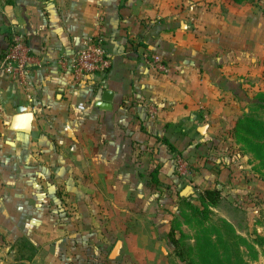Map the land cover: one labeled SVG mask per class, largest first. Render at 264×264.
<instances>
[{"label": "crops", "instance_id": "crops-1", "mask_svg": "<svg viewBox=\"0 0 264 264\" xmlns=\"http://www.w3.org/2000/svg\"><path fill=\"white\" fill-rule=\"evenodd\" d=\"M15 31L31 50L30 92L0 70V264H70L61 251L83 227L89 186L136 185L158 169L176 201L182 179L169 145L194 160L187 180L196 190L221 191L218 217L264 238L255 159L235 143L217 156L247 97L264 92V0H0V62ZM96 35L112 66L76 86L58 58ZM149 53L168 73L147 63ZM106 90L110 109L97 105ZM21 106L33 113L30 134L11 128ZM61 199L69 209L57 213ZM60 215L67 221L55 222Z\"/></svg>", "mask_w": 264, "mask_h": 264}, {"label": "rangeland", "instance_id": "rangeland-1", "mask_svg": "<svg viewBox=\"0 0 264 264\" xmlns=\"http://www.w3.org/2000/svg\"><path fill=\"white\" fill-rule=\"evenodd\" d=\"M243 116H253L264 120V110H256L250 106L245 109ZM224 129L227 131L226 126ZM222 139L228 143L226 151L212 153H217L220 157L229 156L236 151L235 143L240 147L239 149L244 150L243 152L252 155L256 162L255 166L264 171L262 162L255 158L249 151L250 146L242 140L241 136L238 137L235 131L231 136H222ZM180 159L187 162L186 168L181 172L178 169ZM174 164L176 174L182 179L180 198L183 200V205L187 201L199 205L203 194L187 180L191 177L190 173L198 170L194 160L181 154L174 159ZM145 175L140 176L144 182L136 185H101L98 192L89 186L92 190L89 199L79 201L85 209V214L81 218L83 227L80 232L71 233L70 247L68 248L66 244L65 251H61V254H65V258L72 260L70 264H183L175 253L176 246L169 234L174 226V188L172 185L166 186L161 182L155 183L152 176L149 179L145 178ZM62 201L52 202L51 207H54L55 212L69 209V205ZM183 207L182 213L188 212L185 206ZM216 207L211 209L212 221L223 219L214 213L213 209ZM178 217L181 225L176 235L184 233L181 245L185 246H195L200 231L212 224L208 221L203 226L199 224L197 218L188 222L181 214ZM62 220L66 222L67 217L54 216L55 222H62ZM70 221L78 224L79 217L71 216ZM237 234L246 240L242 243L241 250L248 264H264V238L258 234L255 236H244L238 232ZM117 241H122L120 255L117 259H110ZM73 243H79L80 246L73 249L71 246ZM24 249L26 253H31L28 247ZM60 250H62L61 246Z\"/></svg>", "mask_w": 264, "mask_h": 264}, {"label": "trees", "instance_id": "trees-1", "mask_svg": "<svg viewBox=\"0 0 264 264\" xmlns=\"http://www.w3.org/2000/svg\"><path fill=\"white\" fill-rule=\"evenodd\" d=\"M245 101H247L249 107H254L256 110H264V92L258 93L251 98L247 97ZM234 131L238 137L241 136L242 140L250 146L249 151L255 158L264 165V120L253 116H244L236 120L232 129L233 134ZM169 148L174 152V158L181 155V151L177 150L176 147L169 145ZM241 151L243 152L244 150ZM253 169L257 178L264 181V171L256 166ZM151 176L155 183H159L158 171L152 172ZM180 196L181 194L179 192L176 201H174L179 214L174 217V226H172L169 234L176 246L175 253L180 258L181 263L248 264L241 250V245L245 243L246 240L237 234L234 226L227 220L219 219L217 221H212L211 217L213 212L211 209L219 204L221 200V191L217 188L206 189L201 196L199 205L189 201L183 205V200ZM61 201L64 204H68L69 202L67 199H61ZM183 206H185L188 212L182 213V209H184ZM180 214L188 222L194 218L199 220L200 225L208 221L212 222L209 227L200 231L196 238L197 243L195 246L181 245V239L184 233L176 235V231L181 225L178 220Z\"/></svg>", "mask_w": 264, "mask_h": 264}, {"label": "built area", "instance_id": "built-area-1", "mask_svg": "<svg viewBox=\"0 0 264 264\" xmlns=\"http://www.w3.org/2000/svg\"><path fill=\"white\" fill-rule=\"evenodd\" d=\"M144 59L157 71L168 73V67L163 57L159 54H145ZM31 50L24 36L13 32L8 46L4 51L0 70L6 76L18 82L24 90L30 92L29 63ZM60 67L69 72L76 86H84L95 83L98 77L105 75L112 66L105 40L100 35L85 37L79 48L72 55H63L58 58ZM3 107L0 104V114ZM152 113L155 110L152 109ZM178 169L181 172L186 168L187 162L180 159Z\"/></svg>", "mask_w": 264, "mask_h": 264}, {"label": "water", "instance_id": "water-1", "mask_svg": "<svg viewBox=\"0 0 264 264\" xmlns=\"http://www.w3.org/2000/svg\"><path fill=\"white\" fill-rule=\"evenodd\" d=\"M104 97L102 101L98 102V107L102 109H110L111 107V95L112 92L106 90L104 92ZM32 120H33V113L27 111L26 107L21 106L18 108L17 115L12 120V129L20 131L22 133L30 134L32 132ZM122 248V241H117L115 247L113 248L110 259H117L120 255V250Z\"/></svg>", "mask_w": 264, "mask_h": 264}]
</instances>
